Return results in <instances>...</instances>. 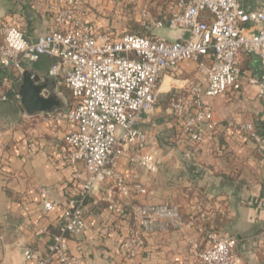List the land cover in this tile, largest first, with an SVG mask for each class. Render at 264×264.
<instances>
[{
    "label": "built area",
    "instance_id": "built-area-1",
    "mask_svg": "<svg viewBox=\"0 0 264 264\" xmlns=\"http://www.w3.org/2000/svg\"><path fill=\"white\" fill-rule=\"evenodd\" d=\"M93 1L109 0H32L33 8L49 19L48 31L35 40L26 35L19 19L10 23L0 18V71L22 75L25 65L42 56L54 59L48 74L64 79L73 102L69 109L47 115L73 126L65 136L63 159L73 167L83 166L76 175L80 193L64 209L58 232L51 234L48 255L24 251L25 259L34 264H50L53 258L58 264H79L69 254V238L85 231L88 201L99 194H105L111 212L131 209L132 224L121 244V253L128 258L138 255L145 233L183 228L177 204L139 201L147 195L148 183L140 177L131 180L119 159L138 164L147 177L159 172L163 163L159 136L147 126H156L151 113L164 71L197 62V77L188 92L172 93L168 110L182 120L180 135L202 143L218 129L211 100L245 88L241 54L259 55L264 63V7L247 10L241 0H167L158 12L161 17L155 19H149L150 10L144 7V26L191 33L187 40L170 41L155 34L101 31L87 19L86 5ZM247 83L264 87V75L251 76ZM7 86H12L9 79L0 85L1 99H8ZM14 99L20 102L15 89ZM241 130L264 150V138L253 123H245ZM40 195L47 210L59 205L46 189ZM237 244L232 235L208 233L201 244L192 242L189 264H242Z\"/></svg>",
    "mask_w": 264,
    "mask_h": 264
},
{
    "label": "crops",
    "instance_id": "crops-1",
    "mask_svg": "<svg viewBox=\"0 0 264 264\" xmlns=\"http://www.w3.org/2000/svg\"><path fill=\"white\" fill-rule=\"evenodd\" d=\"M31 1L0 9V18L10 23L19 19L26 35L35 40L48 31L49 19L37 12ZM241 3L247 10L264 7V0ZM99 5L95 1L86 5L87 19L105 31L111 25L101 17ZM53 61L42 56L24 70L32 68L49 76ZM239 63L245 88L211 100L214 119L220 122L211 139L195 143L180 135L182 120L170 115L168 106L162 104L156 110L163 113L166 126L174 128L168 130V137L159 136V144L167 149L162 152L159 172L147 177L138 164L119 159L121 170L131 180L140 177L148 183V193L139 201L177 204L184 227L145 233L138 255L128 258L121 253V244L132 224L131 209L126 206L120 213L111 212L105 194H99L88 201L85 231L69 238V254L78 258L79 264H189L192 242L201 244L211 232L237 239L236 253L242 264H264V150L245 134H234L225 126L228 121L251 122L264 138V87L247 83L251 76L264 75V63L259 55L246 53L241 54ZM21 77L14 71H0V85L6 79L12 85L5 87L8 99L0 98V264H34L35 260L25 259L26 248L39 256L48 255L51 234L58 232L64 209L82 187L76 176L82 164L73 167L63 159L65 136L73 126L45 113L27 114L14 99ZM49 77L51 82L63 79ZM196 77L194 61L164 71L156 104L160 97L167 99L174 92L186 94ZM152 118L155 121L156 117ZM42 189L59 205L47 210ZM44 229L46 232L40 233ZM50 264L58 263L53 258Z\"/></svg>",
    "mask_w": 264,
    "mask_h": 264
},
{
    "label": "rangeland",
    "instance_id": "rangeland-1",
    "mask_svg": "<svg viewBox=\"0 0 264 264\" xmlns=\"http://www.w3.org/2000/svg\"><path fill=\"white\" fill-rule=\"evenodd\" d=\"M21 1L22 0H0V9H7V7L13 6L15 5V3L18 2L21 3ZM165 2L166 0H109L102 1L101 3H98V5L100 4L99 6L101 17L107 20L109 22V25H111V28L108 30H111V32H113L114 34L122 35L127 33H142L150 35L154 34L157 29L152 27H146L147 25H143L144 20L142 17V9H144V7L148 8L150 10V14L148 15L149 19H155L161 17L158 12L164 9ZM145 21L147 22V20ZM178 83L182 84L183 82ZM58 86V91L66 97L69 104H72L73 95L70 88L65 83L64 79H59ZM162 104H164L163 106H168L169 97L167 99H163L161 97L159 98V101L155 106L156 108H154L151 113L152 117H156V126L148 125L147 130L158 134V136L168 137L167 132L168 130L173 129L174 125L166 126L163 113L159 110H156ZM169 113L170 115L176 117L173 112ZM245 123L248 122L228 121L225 126L229 128V130L235 132L234 134H243L241 129ZM217 125L219 128L220 122H217ZM208 142L211 143L210 141ZM161 146L162 145L159 144L161 153L164 150H167L166 148L163 149V147ZM195 146L197 145H192L191 147L195 148Z\"/></svg>",
    "mask_w": 264,
    "mask_h": 264
},
{
    "label": "water",
    "instance_id": "water-1",
    "mask_svg": "<svg viewBox=\"0 0 264 264\" xmlns=\"http://www.w3.org/2000/svg\"><path fill=\"white\" fill-rule=\"evenodd\" d=\"M158 37L170 41L187 40L191 33L186 29L159 28L154 33ZM50 83L53 87H50ZM58 82L45 74H39L32 68H26L21 80L17 83L20 102L27 114H51L70 108L66 97L58 91Z\"/></svg>",
    "mask_w": 264,
    "mask_h": 264
},
{
    "label": "trees",
    "instance_id": "trees-1",
    "mask_svg": "<svg viewBox=\"0 0 264 264\" xmlns=\"http://www.w3.org/2000/svg\"><path fill=\"white\" fill-rule=\"evenodd\" d=\"M167 1V0H166ZM150 35H152V34H150Z\"/></svg>",
    "mask_w": 264,
    "mask_h": 264
}]
</instances>
